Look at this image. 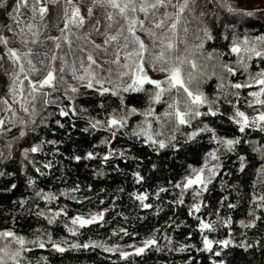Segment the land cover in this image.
Listing matches in <instances>:
<instances>
[{"label": "clouds", "instance_id": "1", "mask_svg": "<svg viewBox=\"0 0 264 264\" xmlns=\"http://www.w3.org/2000/svg\"><path fill=\"white\" fill-rule=\"evenodd\" d=\"M261 61L264 0H0V264H264ZM205 161L206 184L178 190ZM98 201L75 234L46 219Z\"/></svg>", "mask_w": 264, "mask_h": 264}, {"label": "snow or ice", "instance_id": "2", "mask_svg": "<svg viewBox=\"0 0 264 264\" xmlns=\"http://www.w3.org/2000/svg\"><path fill=\"white\" fill-rule=\"evenodd\" d=\"M232 51L239 52L240 51L239 46L233 47ZM256 55L257 57H259L260 53L256 52ZM261 63L264 64V61H261ZM256 86L260 88L262 92H264V78L257 79ZM197 99L199 98L197 97ZM61 114L63 115V113ZM236 115L243 118V120L247 122V117L245 116L243 112H237ZM258 119L264 120V115H260ZM117 123H119V121L112 120V119L109 120V125L117 124ZM38 150H39V146L33 147L32 149L33 152H37ZM92 155L93 154L91 152L88 153L89 158H91ZM76 159L79 160V157H76ZM105 159H107V157H105ZM205 167H207L209 172H212V166L208 165V162L205 161L204 167H201L199 169H193L190 173L185 174L180 183H176V181H174V183H176L177 189L181 190L182 192L187 193L194 188L203 187L206 184L205 174H204ZM39 195L41 196L42 200L45 202H48L51 199H55V196L52 193H40ZM135 195H136V199L140 200L141 202H145L148 200V196L145 193H139ZM261 199H264V198H261ZM200 206L201 205H198L196 203L192 204L189 215H191V212L193 211L199 213ZM144 207L148 208L149 204L144 203ZM53 212H54V215H50L46 217L48 222L53 223V222L58 221L61 217L68 216L70 217V221H69L70 226L66 225V230L72 234H75V231L77 228H85L87 226H92L99 222H102L105 219V215L103 211H100V210H97L95 212H90L86 215L85 214L70 215L69 213H65L64 210L60 208H54ZM41 215H43V213H41ZM198 224H199V231L202 233L211 229V225L208 222H205L203 219H200L198 221ZM7 235L10 236L11 233H7ZM20 243L21 244L24 243L23 239L20 240ZM157 243L158 241L155 239H152V238L145 239L140 242L139 246L135 244H130L128 245L129 250H121L117 254L119 255L122 261H125L130 256L142 255L149 247L154 246ZM219 243L221 246L227 247L230 241L222 240V241H219ZM84 246L88 247L89 245H84ZM203 246L205 250L211 251L216 245L208 236H204ZM40 247L43 248L44 245L41 244ZM52 247L58 252L64 251L63 247H61V245L59 244H53ZM105 250L110 251V252L116 251L115 248L108 249L107 247H105ZM217 258H219V253H217Z\"/></svg>", "mask_w": 264, "mask_h": 264}, {"label": "trees", "instance_id": "3", "mask_svg": "<svg viewBox=\"0 0 264 264\" xmlns=\"http://www.w3.org/2000/svg\"><path fill=\"white\" fill-rule=\"evenodd\" d=\"M74 163H79V162H74ZM177 179H179V176H177V177H175L174 179H173V182L175 181V180H177ZM46 191H47V189H45ZM15 191V190H14ZM141 193H143L142 191H141ZM165 195H167V193H165ZM59 199V201H62V202H65V203H68V204H71L72 205V207L74 208V209H79V208H81V205L79 204V203H76V202H73V201H70V200H67L66 199V197H59L58 198ZM3 202V200H2V198H0V203H2ZM98 203H99V210H102L104 207H106L107 206V201H105V202H99L98 201ZM43 206V202H41V207ZM54 207V206H53ZM93 210H98V209H95L94 208V206H93ZM85 211H87V209H85ZM142 211H146V210H142ZM69 214L70 215H77V214H79L78 212H69ZM196 214L197 215H199V213H197L196 212ZM107 215V214H106ZM185 217L189 220V221H191V216L188 214V212H187V210H185ZM163 219H166V217H161V220H160V222H162L163 221ZM202 219H203V217H202ZM41 223H45L46 224V221H43V220H41ZM101 222H99V223H97V224H95V225H99ZM158 226V225H157ZM91 227H93V225L92 226H87V227H85V228H82V230H86V229H89V228H91ZM55 231L56 232H60V233H63V234H65V235H67L68 233H66L65 231H64V229H63V227L61 226V227H58V228H56L55 229ZM103 231V230H102ZM184 231V233L185 234H187V230H183ZM199 231V230H198ZM141 237L140 236H133V237H125L124 238V241H122V243H124V242H128V243H132V242H134L135 240H139ZM85 239H87V237H85ZM189 239H192V237L190 236L189 237ZM38 251H41V252H43V251H46L45 249H39ZM97 252L98 251H100L99 249H97L96 250ZM65 255H68L70 258L73 256V255H75V257L78 259V260H84L85 258H87V259H92L93 257H95V255H96V253L95 252H91V253H83V252H81V253H79V254H69V253H66ZM103 255H105V256H111L112 254L111 253H103ZM142 255H144V253L142 254ZM142 255H140V256H142ZM189 255H193V256H196L197 254L196 253H191V254H189ZM201 255H203V254H201ZM140 256H135V258L137 259V260H139L140 259ZM114 258V257H113ZM186 258V257H185ZM103 264H111V261H109V260H105V261H103ZM122 264H123V262H122ZM193 264H195V260L193 261Z\"/></svg>", "mask_w": 264, "mask_h": 264}]
</instances>
